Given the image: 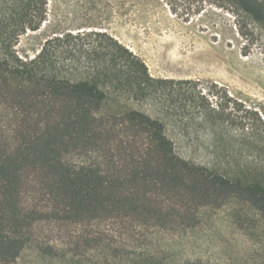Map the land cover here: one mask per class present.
Instances as JSON below:
<instances>
[{
	"label": "trees",
	"instance_id": "obj_1",
	"mask_svg": "<svg viewBox=\"0 0 264 264\" xmlns=\"http://www.w3.org/2000/svg\"><path fill=\"white\" fill-rule=\"evenodd\" d=\"M212 2L264 30V0ZM47 5L0 0V264L30 240L29 175L57 203L55 218L120 214L189 228L202 207L228 199L264 216V122L254 107L214 80L154 77L106 29L48 20ZM42 25L51 32L38 51L20 55L18 38Z\"/></svg>",
	"mask_w": 264,
	"mask_h": 264
},
{
	"label": "rangeland",
	"instance_id": "obj_2",
	"mask_svg": "<svg viewBox=\"0 0 264 264\" xmlns=\"http://www.w3.org/2000/svg\"><path fill=\"white\" fill-rule=\"evenodd\" d=\"M47 19L63 26L95 22L144 60L152 76L214 80L246 100L264 122V30L226 5L212 0H99L94 5L48 0ZM50 32L44 25L27 31L15 50L32 57ZM189 154L207 156L200 150ZM28 178L25 203L38 212L28 244L7 264H264V216L245 202L228 199L202 207L198 224L189 228H160L120 214L73 221L55 218V200L32 175Z\"/></svg>",
	"mask_w": 264,
	"mask_h": 264
}]
</instances>
